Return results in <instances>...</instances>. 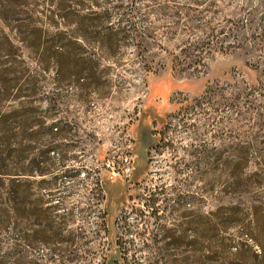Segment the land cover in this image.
I'll use <instances>...</instances> for the list:
<instances>
[{"label": "rangeland", "instance_id": "rangeland-1", "mask_svg": "<svg viewBox=\"0 0 264 264\" xmlns=\"http://www.w3.org/2000/svg\"><path fill=\"white\" fill-rule=\"evenodd\" d=\"M50 2L0 0V29L21 51L0 54V68H28L41 92H63L50 137L38 96L0 103V115L26 119L0 142V171L26 174L17 230L0 231L6 264H232L238 248L251 264L247 250L264 246V0H135L138 29L156 41L142 55L85 45L102 51L85 90L57 83L15 38L55 31Z\"/></svg>", "mask_w": 264, "mask_h": 264}, {"label": "trees", "instance_id": "trees-1", "mask_svg": "<svg viewBox=\"0 0 264 264\" xmlns=\"http://www.w3.org/2000/svg\"><path fill=\"white\" fill-rule=\"evenodd\" d=\"M51 1L55 7L49 11L48 19L54 32L48 33L42 28H34L29 35L17 32L18 40L30 48L39 59L43 72H47L54 67V77L57 83L64 86L75 85L80 88H87L95 79L99 68L100 54L89 50L85 45L96 43L104 48V53L114 54L117 48L126 45H134L138 55H142L147 49L144 44L149 40L156 41L149 29L139 30L136 21L133 19L134 1L130 0L125 6L117 2L113 7H89L88 0H47ZM155 2L157 0H144ZM121 11L120 17H114V11ZM114 12V13H113ZM6 12L0 9V19L4 18ZM31 42V44L29 43ZM7 51L21 56L20 49L15 46L13 38L3 29H0V54ZM41 75H32L28 68H23L19 73L12 67L0 68V103L12 100L30 99L38 96L45 103V109L40 111L38 126L40 131L50 137L55 134L54 124H48L53 120L57 103L63 97V92L45 93L37 87ZM25 118L22 117V109H14L11 113L0 115V142L12 137L9 130H18L24 127ZM26 124V123H25ZM57 129V128H56ZM45 153L53 150L50 143L46 145ZM3 151V149H0ZM36 173L43 176L46 171L38 170ZM0 175H7L8 185L5 194L0 195V231L13 223L17 230L16 220L22 214V201L19 199L20 185L23 176L21 171L4 172ZM28 175V174H27ZM10 185V186H9ZM218 229V228H217ZM247 235V234H246ZM248 238L253 239L251 235ZM254 240V239H253ZM251 253V264H264V246L260 245V250L249 248ZM16 252V250H14ZM235 254L240 258L239 262L232 264H246L244 249L238 248ZM5 253H1L0 264H6ZM199 264H208V255ZM222 264V263H220Z\"/></svg>", "mask_w": 264, "mask_h": 264}, {"label": "built area", "instance_id": "built-area-1", "mask_svg": "<svg viewBox=\"0 0 264 264\" xmlns=\"http://www.w3.org/2000/svg\"><path fill=\"white\" fill-rule=\"evenodd\" d=\"M123 164L127 167V170L130 169V167H129L130 159L128 157L124 158Z\"/></svg>", "mask_w": 264, "mask_h": 264}]
</instances>
